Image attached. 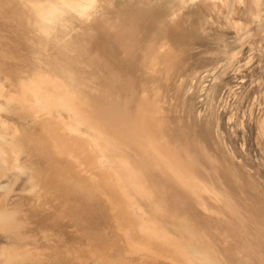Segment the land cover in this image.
Wrapping results in <instances>:
<instances>
[{
    "label": "rangeland",
    "instance_id": "1",
    "mask_svg": "<svg viewBox=\"0 0 264 264\" xmlns=\"http://www.w3.org/2000/svg\"><path fill=\"white\" fill-rule=\"evenodd\" d=\"M28 1L0 0V79L2 83H7L9 91H17L24 96V103L21 105L23 110L15 106L12 113H3L2 116L12 124L17 123L29 130L39 131L42 122L59 120L58 111L54 104H49L47 95L60 98L66 89L72 88L71 79L79 81L86 90L102 92L105 99L114 95V88L108 83V75L111 76L113 69L108 67L112 65L110 57L116 59V56L122 55L120 51L124 52L123 56H128V52L131 57L135 56L132 47L134 41L138 40V24L144 17L150 16L146 10L157 0H94L93 5L105 20L109 23L117 21L123 29L118 36L109 39L112 49L107 52V37L101 26L88 27L77 23L76 33L82 43L78 56L60 51L54 42L44 41L47 35L40 36L31 25L32 21L26 10ZM194 3L201 6L204 1L196 0ZM105 4H110L111 7ZM238 9L235 20L243 23L244 27L237 32L225 18L226 9L221 11L220 17L212 14L205 24L200 25L196 23L200 12L196 6L189 5L178 21L179 25L175 27L177 34H183L178 39H182L179 44L183 50L179 51V55L184 53L181 66L170 78L159 81L158 85L171 125L186 131L189 139L200 146L208 158L215 162L213 164L219 167V181L212 176L213 166L208 165V162L201 165L202 176L207 182L216 183L219 189H228L230 195L234 193L233 197L231 195L232 199L235 197L233 200L243 204V201H249L251 194L264 200V25L261 24L264 19V0H247L246 5L240 4ZM111 12L113 13L110 14ZM204 13L208 14L205 9ZM128 33V40L132 42L127 51L124 36ZM185 34L192 36L187 37ZM110 52L114 55L110 56ZM142 57L140 54L139 61L133 64L136 77L134 88L137 91V98L130 108L133 112L137 110L140 97L145 91L142 85L152 86L150 76L143 74L145 68ZM90 63L91 67L88 66ZM116 70L122 76H126L128 72L122 64L117 65ZM213 85L216 87L214 93ZM209 92L214 95L207 98ZM4 103L5 100L0 99V105L3 106ZM261 122L263 124L260 125ZM83 128L85 127H81L82 130ZM85 133L86 129L78 133L81 136L69 130L66 137H74L89 148L96 171L114 185L116 198L124 199L142 215H135L131 211L129 217L141 228L147 222L168 250L188 261L184 264H200L194 259L192 260L195 262L192 261L187 252L184 253L190 246L200 247L192 238L196 220L202 222L200 227L203 229L207 224L205 230L213 244H216L214 246L221 255L222 264H264V240L256 235L255 226L243 219V210L235 215L234 222H231L234 226L230 234L225 235L223 231L226 222L221 223L216 216L205 214L197 205L196 197L174 185L163 183L155 173L141 175L136 169L145 166L135 153L107 141L103 142L104 147L93 137L84 135ZM42 142L40 147L49 148ZM41 155L48 161L52 159L47 149L42 150ZM26 159L21 158L22 161ZM32 163L38 169L41 168L39 157L34 156ZM127 168L130 169L129 172ZM70 175L80 174L77 170L74 173L71 171ZM9 181H13L12 178L4 179L1 183L7 184ZM28 181L29 176L26 174L18 178L11 194L0 191V209L16 210L18 218L22 220V238H19V244L43 253L40 258L36 256L20 264H55L48 257L51 247H84L87 236H94L95 240L106 245V263L90 259L68 260L61 264H120L119 257H122L124 264H171L164 259L127 253L122 234L111 228L104 216L107 214L95 210L88 212V205L73 213L70 210L73 199L67 196L69 192L58 187H52L49 196H44L45 204L40 197L30 192ZM138 186L153 189L147 194L137 190ZM58 192L62 195L56 202L54 197L59 195ZM257 197L254 200L255 212L264 214V201ZM61 199L66 203V210L65 204L59 202ZM103 205L102 201L101 207ZM262 224L258 221L256 227ZM44 234H48L49 238L45 239ZM13 242L15 240L0 231V246ZM119 252L122 256H119Z\"/></svg>",
    "mask_w": 264,
    "mask_h": 264
},
{
    "label": "bare ground",
    "instance_id": "2",
    "mask_svg": "<svg viewBox=\"0 0 264 264\" xmlns=\"http://www.w3.org/2000/svg\"><path fill=\"white\" fill-rule=\"evenodd\" d=\"M195 1L157 0L151 8L146 10L150 16L144 17L138 24V40L137 42L134 41L132 47L135 56L131 57L129 52L128 56H123L124 52L120 51L122 55L116 56V59H114L110 57L114 55L113 52H110L109 57L112 65L108 67L113 69H111V76L108 75V83L113 86L114 95L105 99L102 92L86 90L79 81L71 79L72 88L70 90L66 89L60 98L52 94L47 95L49 104H54L58 111L59 120L56 122H42L39 131L29 130L19 126L17 123L12 124L2 116L3 113H12L15 106H19L23 110L21 105L24 103V96L17 91H9L7 83H2L0 79V99L5 100L4 105H0V191L5 192L7 195L11 194L10 192L13 190L18 178L27 174L29 176L30 192L38 198L40 197L43 203H45L44 196H49L50 189L58 187L62 191L69 192L67 196L73 199V204L70 206V210L73 213H77L80 207L88 205V212L95 210L96 212L107 214L104 216L111 228L115 232L122 234L127 253L152 259H164L171 264L188 262L168 250L147 222L141 228L129 217L131 211L135 215H142L132 205L127 204L124 199L116 198L114 185L108 183L105 177L103 179L96 171L89 148L85 144L78 142L74 137H66V133L69 130H72L75 135L81 136L78 133L86 129L87 133L84 135L93 137L101 145L107 141L111 142L112 145L114 143L116 145L119 144L127 148L129 152L135 153L145 166L144 168L136 169L141 175L155 173L156 177L163 183L174 185L192 197H196L197 205L205 214L216 216L221 223L226 222V227L223 231L225 235L230 234V230L234 226V223L231 224V222H234L235 215L240 214L243 210L245 212V218L243 219L254 225L257 229L256 235L264 240V214L255 212L256 205L254 200L257 195L251 194L252 197H250L248 202L243 201V204H240L233 200L235 197L232 199L234 193L231 194V197L228 189L221 187L219 189L216 183L206 181L202 176L201 165L205 162H208V165L211 164L214 172L212 176L217 181H219V178H217L219 167L213 164L215 162H213L212 158H208L200 146L189 139L186 131L180 129L181 127L177 129L171 125L161 88L158 85L159 81L170 78L173 72L181 66L184 53L179 55V51L182 50L179 42L182 39L180 41L178 39L183 34H177L178 31L175 27L179 25L178 21L182 18L184 10L189 5L196 6L200 12L196 20V23L200 25L205 24L208 17L212 14L220 17L221 11L226 9L227 15L225 18L229 25L232 26L231 28L236 29L238 32L239 29L244 27L243 23L235 20V15L239 10L238 6L240 4L246 5L247 0H201L204 1L201 6L194 3ZM28 2L26 10L30 15L31 25L34 30L40 36L47 35L44 41L56 43V47L66 54L70 52L78 56L79 48L82 45L76 33L77 23L88 27L101 26L105 32V35H103L107 37L105 43L107 52L112 49L109 39L118 36L123 29L117 21L113 23L106 21L102 13L93 5L94 0H29ZM105 5L109 6L110 4ZM204 9L208 14L204 13ZM262 22L261 24L264 25ZM179 35L181 36L179 37ZM185 35L187 36V34ZM124 37L126 38L125 45L128 51L132 41L128 40V38L130 39L129 33L125 34ZM140 54L143 55L142 61L145 68L143 74L150 76L152 86L148 87L142 83L145 91L141 97L139 96L141 99L139 100L138 108L133 112L130 108L137 98V91L134 88L136 77L133 71V64L139 61ZM119 64L126 66V71H128L126 76H122L116 70ZM88 66L91 67L92 63ZM137 67L139 68V66ZM214 85L213 93L216 88ZM210 93H208L207 98L214 95ZM52 101L54 102L52 103ZM27 113L30 116V113ZM28 115L25 113V116ZM261 124L263 123L261 122ZM81 127L85 128L82 130ZM203 129L205 130V128ZM215 133L217 132L215 131ZM40 141L46 143L49 148L40 147ZM102 146L106 147L105 145ZM46 149L52 155L50 161L41 155L42 150ZM104 150L108 154L107 149L104 148ZM34 156L41 159L42 165L40 169L32 163ZM22 157L27 159L22 161ZM77 170L80 175H70L71 171L74 173ZM132 176L135 177V174ZM10 178L13 181H9L7 184L1 183L2 180H9ZM127 178L125 180L128 183ZM131 182L132 180L129 181V185H131ZM120 183L124 184L123 182ZM238 184L241 185L240 182ZM239 187L242 189L241 186ZM32 188H36V190H32ZM151 189L150 187L138 186L137 190L150 194ZM252 192H254V188H252ZM61 195L59 193V195L54 197L56 202L61 198ZM258 199L264 201L261 198ZM102 201L104 205L101 207ZM209 201L212 203L210 204ZM59 202L63 205L65 204L64 210H66L65 201L61 199ZM21 221L16 210L9 211L3 207L0 209V231L15 240L13 243L0 246V264H20L36 256L38 258L43 256V253L19 244L18 240L22 238L20 228H23ZM258 221L263 224L256 227ZM194 223L196 224V229L192 233V238L200 247L190 246L184 253L187 252L191 260L194 259L200 264H222V258L216 249L217 247L215 248V243L213 244L205 230L207 224L203 226L205 228L203 229L200 227L202 222L196 220ZM44 237L48 239L49 235L44 234ZM97 238L100 239L99 237ZM85 239L86 244L84 247H67L65 249L59 246L51 247L48 250V257L55 264L65 263L68 260L84 261L90 259L106 263V245L95 240L94 236H87ZM119 256H122L120 252ZM119 263L124 264L122 257H119Z\"/></svg>",
    "mask_w": 264,
    "mask_h": 264
}]
</instances>
